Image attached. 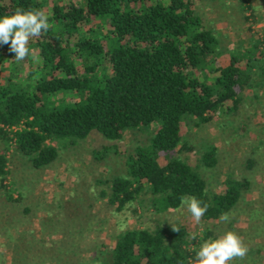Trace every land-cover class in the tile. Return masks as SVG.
Here are the masks:
<instances>
[{
	"label": "trees",
	"instance_id": "trees-1",
	"mask_svg": "<svg viewBox=\"0 0 264 264\" xmlns=\"http://www.w3.org/2000/svg\"><path fill=\"white\" fill-rule=\"evenodd\" d=\"M198 0H0V17L16 8L43 10L50 28L29 40L39 59L17 62L9 44H0V198L17 203L10 179L12 157L41 169L57 156L55 143L73 144L90 133L104 145L101 159L124 132L147 129L146 144L124 156V176L112 177L100 195L120 212L140 195L151 196L155 213L174 210L182 197L209 207L201 235L192 239L187 224H157L117 233L109 256L95 264H188L201 245L217 238L206 223L218 221L250 187L226 174L216 191L207 189L199 167L213 168L217 151L204 144L199 163L182 156L193 147L181 138V123L192 117L205 123L217 114L239 111L253 73L264 77V37L243 51L220 59L218 41L196 11ZM251 31L259 21L251 0H238ZM61 96L57 94H61ZM72 103L54 104L64 94ZM59 96V97H58ZM248 156L243 167L253 169ZM135 213V209H133Z\"/></svg>",
	"mask_w": 264,
	"mask_h": 264
},
{
	"label": "rangeland",
	"instance_id": "rangeland-1",
	"mask_svg": "<svg viewBox=\"0 0 264 264\" xmlns=\"http://www.w3.org/2000/svg\"><path fill=\"white\" fill-rule=\"evenodd\" d=\"M251 1L259 18L251 31L242 18L238 0L197 1L196 11L218 41L220 59L264 37V0ZM252 80L258 84L243 93L237 113H219L205 123L186 117L181 123L182 141L193 147L181 156L190 165L199 163L204 144L216 148L215 167H199L208 190H218L226 174L244 177L250 183L228 212L227 223H206L217 237L232 231L247 245L245 258L230 264H264V77L253 73ZM64 95L51 103L79 99L70 93ZM149 135L147 129L127 130L117 144L127 154L146 144ZM103 145L96 133L73 144L57 142L55 160L41 169L32 168L20 157L11 158L10 179L21 199L6 203L0 198V264H95L108 258L121 230L152 229L157 224L185 223L192 234L201 235L205 223L195 224L186 207L181 204L174 210L155 213L148 193L120 212L107 206L100 193L107 191L112 177L126 174L125 154L118 155L111 149L103 158L95 159L94 151ZM248 156L255 160L251 170L243 167Z\"/></svg>",
	"mask_w": 264,
	"mask_h": 264
},
{
	"label": "clouds",
	"instance_id": "clouds-1",
	"mask_svg": "<svg viewBox=\"0 0 264 264\" xmlns=\"http://www.w3.org/2000/svg\"><path fill=\"white\" fill-rule=\"evenodd\" d=\"M260 10V9H258ZM50 28L49 17L43 10H23L16 8L10 15L0 17V44H9L10 51L15 54L17 62L31 56L33 61L39 59L35 49L28 47L29 40L33 37H40L42 32ZM181 204L187 211L195 224L201 223L202 217L209 205L203 204L195 197H182ZM230 219L228 213H223L219 220L227 223ZM172 231L179 232V228L172 225ZM196 239V235H192ZM248 253V247L242 238L235 232L227 231L215 239L205 241L190 259L188 264H230L231 261L239 258L243 260Z\"/></svg>",
	"mask_w": 264,
	"mask_h": 264
}]
</instances>
